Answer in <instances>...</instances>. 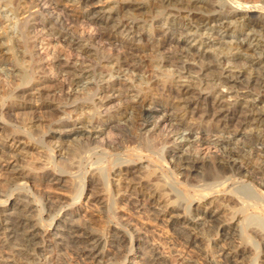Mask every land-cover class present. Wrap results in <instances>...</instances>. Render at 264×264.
Returning a JSON list of instances; mask_svg holds the SVG:
<instances>
[{
	"label": "bare ground",
	"instance_id": "bare-ground-1",
	"mask_svg": "<svg viewBox=\"0 0 264 264\" xmlns=\"http://www.w3.org/2000/svg\"><path fill=\"white\" fill-rule=\"evenodd\" d=\"M7 1L9 2L10 0ZM62 1L64 0H20L18 4L19 7L18 11H17V7L14 9L11 5H8L9 4L8 2L7 5H5L4 3H0V9L4 11L5 19L9 23V25L12 26L11 27L12 31H14L18 23H20L19 21H17V19L19 18L18 17L19 13L28 14L30 18H33L32 24L31 25L29 24L30 25L29 28L31 29V34L39 35L40 31H42V33L44 31L52 32V30L54 31L57 29V31H59L58 34H60L61 36V41L62 38H64V42L66 43L65 45H68V47H74V46L77 47V50L80 51V54L77 55L78 57H81L82 54L87 50V47L90 46H98L99 48L101 47L102 51L106 50L109 54L108 66L107 68H105V70H102L104 68L101 69L102 72L101 71L99 72V78H98L99 80L98 82L101 83L102 85L99 87L97 83L94 84L96 86L95 88H98V90L100 89L99 93L95 95L98 97V103L96 101V104L98 105L100 104L102 107H107L109 104H111V102H113L112 99H114L115 97L118 98L122 97L125 100V102H127L126 104L131 103V105L129 108H126L124 111L123 110L120 112L116 111L115 112L116 114L114 115L111 114L112 116L108 117L106 120L102 121L101 119L100 121L99 118L98 119L100 121L98 122L99 124L94 123L95 121L93 122H91L90 120L87 121L86 117H84V119H80L78 123L76 122L68 123V122L58 121L60 123L55 126L56 131L53 133V135L52 134L51 135H52V139H55V143L54 142L52 143L56 145V148L59 150V152L65 154L68 149L69 150L73 149L72 146L74 148L82 145L87 146L90 144L93 145L99 144L101 146H105L106 145V144L104 145L105 142H102L101 139L114 122L120 124L123 121L127 123L128 121L132 120V122L136 124L138 127V134L135 136V140L131 141L134 144V147L131 146L129 148L126 147L127 153L125 154V156L128 159L127 158L122 159L119 158L118 156L117 158H115V162L121 161L119 162V164H126V163L132 164L134 162L137 163V160L135 161L134 158L142 160L145 153L147 152L150 158H157V160L163 163L162 159L156 157L154 151L152 152L151 149L144 148V146L141 147V149H136L140 146L141 141H144L145 143L146 141L148 142L149 139L154 140L157 138L159 133L165 134L162 137L160 135V144L161 145L164 144L167 146L172 145L174 147L173 149L174 151L175 150H178V152L179 150L181 151L185 146L184 143L185 142L189 143L188 146L191 149L193 148L195 150V154L189 152V154H185L183 156L181 155L180 157L174 156L173 159L174 162L177 160L176 163L179 166L183 167L185 171H190V172L196 171L197 173H199L198 175H200L202 173L201 171H203L201 168L203 166L209 167V164L204 157H201L200 152H198L199 149L197 148L199 147L201 148L205 146L209 148L213 146L216 149L219 150L221 149L222 152H224V154L227 153V155L222 154L221 158L217 159L219 164L213 166L217 169L218 174H222V176L226 178L225 180H222L221 182L217 183L215 180L216 177H218V174L215 175L216 176L215 177L211 174V171H209V173H206L205 175L204 173L201 174V177L203 178L205 177L206 179V180L204 179L206 181L205 184L189 187L187 191L185 190L186 199L188 195H192L193 192H197L202 195H193V197H191L193 200H197V203H198V199L208 200V202L204 204L205 206L204 208L203 207L196 208V215L195 214L194 215L198 218L199 221L205 222L206 219H213L219 216L218 214L220 213L218 212V210H214V204L216 205L215 201L216 202L218 201V197L225 196L224 192H226V190L230 188V186H232L234 182H238V180L239 181L242 180L241 182L242 184L240 183L242 187L236 191L238 192L239 195L238 196L235 195L234 193L236 190L235 189L233 190L234 196L232 195H228V196L232 197L231 199H233L234 197L237 200V202L240 204V210L243 211L249 209L261 210L262 208L261 203L258 201H254L253 199L256 198V200H259L257 196H260V198L261 197L264 198V191L259 189V186L260 185L262 186V184H264V84L253 82L254 78L251 79L250 76L251 73L254 72L253 67L256 65L258 67L262 65L264 66V62L257 60L258 61L257 64L256 65L251 64V67L248 68L249 69L248 72L242 71V67H243L242 66L241 70L237 73L239 75L235 76L236 74H234V70H238L239 66H241L242 63L244 61H247L246 59L250 57L249 53L255 52L256 50V46L254 45V43L256 42L257 36L255 35V33L264 32V23L260 22L259 20L260 17L257 18L258 16H256V17L246 18L243 16L240 17L239 14L214 17L212 14L213 16L212 18L211 17L200 18L201 17L200 16L199 17L200 19L197 20L194 19L195 22L194 24H192L187 22L188 20L187 17L182 16L181 10H178V12L176 11L177 15L175 16H171L170 14L171 11L168 10L169 13L165 15L166 17L164 19L161 18L163 19V21L162 22L160 21L161 24L158 28L149 27V29L148 30L146 29L147 31L145 30L144 32L135 29L136 26L134 27L133 25L129 24L128 23L129 20L127 22H122L114 18L113 16L115 14L112 16L113 13L102 14L90 10L89 5L94 0H66L67 2H73V4H77L79 7H82L81 9H83L81 13H79L75 18H73L74 20L72 19L69 23H67V21H64L62 19L63 17L56 14L55 11H50L54 2H62ZM175 1L179 5H181L180 9L187 8L188 10L192 8L194 5L196 6L198 4L201 6V9L202 7L203 8L207 7L210 9L213 8L211 5H209L208 2L202 3L201 0L200 2L195 0L194 1L193 0H154L153 4L161 5L165 2L171 3ZM238 1L239 2L237 3L239 4L242 3L241 0ZM248 2L250 1L248 0ZM257 2L258 1H256L255 3ZM249 6L251 5L249 4ZM198 7L199 6H197V8ZM32 9H35L36 13H31ZM109 11H111L110 8ZM125 17L123 16V18ZM15 20L16 23H12ZM4 23L5 21H1L0 26L3 25ZM82 25L86 26L87 29L85 27L82 30V33L79 36H77V38L75 37L74 39V36H72L74 34L73 30L77 28V26L80 27ZM101 31H105V32H101ZM13 33H15V31ZM7 36L9 38V35ZM14 38H15L14 36H11L10 38L11 43L14 42L13 41ZM82 40H85L87 45L86 44L82 45ZM1 41L2 39L0 37V78L6 75V74L4 75L3 71L5 67L10 64L9 60L7 58H4V53L2 49L3 45ZM144 42L150 44L151 48L150 46L147 48L153 51L155 58L156 56L159 57L166 51L171 53L170 56L167 55L169 57H167L164 63L160 61L157 66L154 65L156 68L155 67L153 68L157 70H160L162 66L170 65L169 67L171 68L173 67L172 65L175 62L181 63L184 67L187 64L186 62H188L190 63L188 64L189 66L187 67L188 70H193L194 68L199 67L205 69V71L204 70L203 71L207 72V74L209 73L212 75L213 73V76L215 73L214 71L215 69L217 70L219 69L220 73L218 75L217 74L218 72H216L217 78H215L214 80H209L207 83L204 84V88H202L203 86H201V88H199L198 90H195L193 88L195 80L193 81L192 80L193 78H191V76L188 77H190L192 81L190 80V78H184L183 74L179 73L178 74L179 76L178 77L176 76L178 80L175 81V84L169 85L168 88L164 86L161 89L160 88L154 89L151 86L153 89L150 88L148 93L144 95L146 97L143 96L144 99L140 101L139 96H134V97L130 96V92H133L131 91V89L134 88H137L139 92H141L144 89H148L149 87L148 84L149 78L147 73L149 71V70L147 71L148 65H146V62L143 61L141 56L142 50L140 49V45L146 44ZM14 46H17L18 48V43L17 45L14 44ZM18 50H20V48ZM233 51L235 52L234 54L232 53ZM69 52H71V50ZM20 53L22 54L21 55L22 61H24L25 53L22 52ZM35 56L37 55L35 54ZM55 58L56 59L54 60L53 65L51 66H53V68L56 67L57 72L56 71L55 72L58 75L63 76V78L67 75L66 71L73 69V67H76L73 66L74 64H72L73 61L71 57L62 58L61 56L57 55V57ZM210 59H214V62L216 64L214 67H212L211 64L210 65L208 64ZM77 63L79 64V62ZM103 63H105V61ZM184 63L186 64L184 65ZM246 63L248 64V62ZM82 67H84V64ZM41 68L42 70H45L43 69L45 68V65H43V67H37V70H41ZM197 68L195 69L196 71ZM263 69L262 71H264ZM70 72H68V74L71 75ZM52 73L54 74V72ZM168 73L170 75H173L171 71H169ZM259 73L261 74L262 72L259 71ZM76 74L77 73L75 72L74 79L72 78L73 79L72 81L71 80L70 82L68 81L69 84L63 82L64 80L62 79L63 83H60L61 84L60 86L55 85L54 87L53 86L51 87V85L47 86L50 83L55 82L54 80H47V78H44V80L42 79L41 82L39 81V83L32 84L31 86L32 88L23 89L19 91L17 96H13L14 93H12L13 91L11 90V88H8L10 87L9 85L3 86V84L0 83V118L8 115V118L11 117L12 119V117L15 115L25 116L27 114L30 115L31 112L35 113L37 111L38 113L39 112L47 113L49 111L60 113L59 111H61V109L55 106L54 101L66 100L70 103L72 101V98H74L72 103H75V101L77 100L79 101L80 99L83 100V98L85 97H92L95 93L94 94L92 93V89L89 88V83L87 82L90 81L96 82V77L86 72L81 73L80 75H76ZM133 74H137L138 78H134ZM157 74L159 75V73ZM245 74L248 75L250 78H247ZM211 75L209 76L210 78L213 77V76L211 77ZM154 77L151 76L150 78H154ZM262 78L263 77L261 76V80ZM205 79L207 78L205 77ZM241 79H243L242 80L243 82L240 81ZM67 80L65 79V81ZM181 80L183 82H180ZM256 80L259 81V79ZM202 81L204 82V79ZM235 81H240V83L243 84L246 83L245 86L247 91L245 90L246 92L244 94L235 93V92L233 93L229 85L231 83L236 84ZM155 82L157 83V81ZM251 87L256 91H259L258 94L256 91H255L256 94H253L254 90H250ZM241 88H243V86ZM158 91H163L166 94H160V93L158 94ZM11 96L14 98L13 104L9 108L6 107L7 111H3L4 105L3 106L1 105V101L7 99L8 97L11 98ZM128 100L130 101L128 102ZM90 106H85L82 104L80 106V109L84 111L87 107L91 108ZM76 110L77 109H75V111ZM33 113L31 114L32 116L29 118V123L27 122L28 124L26 123V121L22 122L23 124L26 125V128L28 129L29 133H32V129L36 126L37 123H41V118L34 116ZM70 113L71 112H67L66 110H64L61 114L62 116H68V114L70 115ZM97 118L98 117H96L95 120H97ZM88 119H90V117ZM197 123L199 125L201 124L212 125V127L207 130L208 139L203 137V135L201 134L198 135L197 133H195L193 127L197 126ZM5 132H6V128L0 126V133H5ZM20 136H16L17 138L12 136L13 138L11 140L10 145H6V143L4 145L3 142L2 144H0V173L5 177L7 181L5 179L4 180L6 182L22 181L19 186L23 185L24 183L29 184L30 183L29 179H31L32 177L31 174L25 171L24 167H22L21 165L24 164L23 163L24 160H22L19 157V155L24 151L26 152L30 151L31 148L27 147L26 145H23ZM246 137H248L247 138L248 143L247 145L245 144L242 145L243 143L242 141L243 139H246ZM211 139H214V141H211ZM240 145H242V147L239 148ZM107 147L108 149L104 148V150H102L101 152L104 154L106 150L105 154H107L109 158L113 156L116 157V155L111 154V151L109 150L110 149L109 147H112V145L109 144L108 146L107 144ZM249 152H254L257 155L258 157L257 162H253L252 160H249V158L246 159L247 154ZM94 157H95V153L89 154L87 158V162L91 164ZM10 159H13V161L12 162L8 161ZM53 162L55 161L53 160ZM112 164H116V163L112 161ZM253 164H256L254 165L255 167L252 166ZM82 167L83 166H81V168ZM179 170L181 169L179 168ZM101 177L103 178L105 177L102 171H101ZM33 179L34 178H32V180ZM248 179L250 180V184L245 183L248 182ZM54 181H57L56 184L61 183V182L58 183L60 180H56V178L53 179L50 176H45L40 180V185L42 186L45 184L50 185L49 183H53ZM256 182L259 183L260 185L257 186L255 184ZM137 189L138 188H136V186L133 185L129 186V192L132 193L131 198H133L132 200L135 201L134 203L138 204L139 206L144 205L143 203L146 201L152 202L155 199V193H154L155 191L147 190L145 189V187L144 189L146 191L143 190L138 191ZM1 195L2 194H0V196ZM18 197L14 199V201L10 204L9 207H3L2 209H0V264H71L69 263V261L66 260L65 256L61 254L63 250L65 249L67 250L69 248H72V250H74L80 258H82L84 264H93L99 259L102 260L103 258H105L110 252V248H116L119 246L121 247L124 240L123 238L126 237V236L123 237L121 236V234L118 233L113 235V237H111L109 241L107 239L105 240L102 235H100L97 231H95V229H93V227L89 225L81 224L79 220H76L74 216L78 215L81 211L80 209L73 211L74 206L77 207V205L70 204L67 207L69 208V210H72L70 212H72L73 215L71 214L70 216H67L65 214L66 217L63 220H61V222L57 223L54 226L53 232L50 235L48 234L49 235L48 239L45 240L46 241L45 243H43L45 244L44 248L42 247L43 249L41 250L40 253H38L37 248L39 247V243H38L39 235L37 232L38 224L35 223V219H34L35 205L31 201L29 202L24 198H18ZM213 198L214 201L213 200L211 201V199ZM219 207L217 206V209ZM180 217H182V215ZM189 223L194 226V223H198V222L190 220ZM258 227L262 228L264 232V224L260 223L258 224ZM228 235L229 232L226 233V236ZM228 239L229 238H227V240ZM233 243L234 242L232 241L229 244V246H227V248L224 250V258L226 260L225 262H231L235 254L236 255L238 254V257L240 254L241 257V255H243L245 252V250L242 249L240 250L239 247H236L237 245L235 246V244ZM53 246L58 247V252H60L59 254L58 252L53 253V250L51 251V248L53 249ZM152 262L153 264H158L159 259L154 257Z\"/></svg>",
	"mask_w": 264,
	"mask_h": 264
},
{
	"label": "rangeland",
	"instance_id": "rangeland-1",
	"mask_svg": "<svg viewBox=\"0 0 264 264\" xmlns=\"http://www.w3.org/2000/svg\"><path fill=\"white\" fill-rule=\"evenodd\" d=\"M195 1L200 2V0H195ZM249 1L250 2H248V0L247 1L241 0L242 3L239 4L237 3L239 2L238 0H201L202 3L208 2L209 5H211L213 8L210 9L207 7L206 8L202 7L201 9V6L198 4L196 6L194 5L192 8L187 10V8L180 9L181 5H179L176 1H175L176 3L175 2H171V3L165 2L160 5V4H153L154 0H94L89 5V9L95 12L102 13V14L103 13L105 14L113 13L112 16L115 14L113 16L114 18L122 22H127L129 20L128 23L133 25L134 27L136 26L135 29L144 31V32L146 29L148 30L149 27L158 28L161 22L163 21V19L166 17L165 15L169 13V11H171L170 13L171 16H175L177 15L176 11L178 12V10H181L182 16L187 17L188 19L187 22L192 23V24H194L195 20L200 19V18H208V17L212 18L213 16L217 17V16H229V15H238V14L240 17L243 16L246 18L258 16L257 18L260 17L259 18L260 22L264 23V17H263L264 16V11H263L264 10V0H249ZM253 1L255 2L258 1V2L255 3ZM7 2H8L7 0H0V3H4L5 5L9 3L8 5H11L14 9L17 7V11L19 10L18 4L20 0L19 1L10 0L8 3ZM149 4L153 7H151ZM249 4L251 6H249ZM76 6L78 5L73 4V2H67L66 0H64L62 2H54L50 11H55L56 14L63 17L62 19L64 21H67V23H69L73 18H75L83 10L81 9L82 7H79V6L76 7ZM197 6L199 7L197 8ZM109 8L111 9V11H109ZM31 13H36V10L32 9ZM124 14L126 15V17ZM123 16L125 18H123ZM18 17H19L18 19L20 20L17 19V21H19L20 23H18L17 25L18 28L16 27L14 30L16 33L15 34L13 33L14 31L11 30L12 26L9 25V23L5 19L4 11L0 9V22L5 21V23L0 26V37L2 39L1 42L3 45L2 49L4 53V58H7L10 63L8 66L5 67L3 72H4V75L5 74L6 75L0 78V83H2L3 86L9 85L10 87L8 88H11V90L13 91L12 92L14 93L13 96H17L18 92L23 89L32 88L31 87L32 84L39 83V81L41 82L42 79L44 80V78H47V80H54L55 82L47 85V86L51 85V87L52 86L54 87L55 85L60 86L61 85L60 83H63V82H65L66 84L67 83L69 84L70 80L72 81L74 79L75 72L77 73L76 75H80L81 73L86 72L96 77V82L94 81L87 82L89 83V88L92 89V93L93 94L95 93L92 97H85L83 98V100L80 99L79 101L78 100L75 101V103H72L74 98H72V101L70 103L66 100L54 101L55 106L61 109V111H59L60 113H55V112H50V111L47 113L46 112L38 113L37 111L35 112L36 114L31 112L30 115L27 114L25 116L15 115L12 117V119L11 117L8 118V115L0 118V126H3L6 128L5 133H0V144H2L3 142L4 145L5 143L6 145H10L13 137L21 135L20 137H21L23 145H26L27 147L31 148L30 151L28 152L24 151L23 153H21L19 157L22 160H24L23 162L24 164H21L22 167H24L25 171H27L32 176L31 179H29V182H30L29 184L24 183L23 185L19 186L22 181L21 182H18V181L17 182H12V181L6 182L7 180L5 179V177L1 175L0 173V176H1L0 177V192H1L0 194H2L0 196V209H2L3 207H9L10 204L14 201V199H16L18 196H20L18 198H24L28 200L29 202L30 201L33 202V204L35 205L34 206V210H35L34 219H35V223L38 224L37 232L39 235V238H38L39 247L37 248V252L40 253L41 250L44 248L45 244L43 243L46 242L45 240H47L49 235L53 232L54 226L57 223L61 222V220H63L66 217V215L70 216L72 214V212H70L72 210H69L67 206L70 204H75L77 205V207L74 206L73 211L77 209L78 210L80 209L81 211L78 215L74 216L76 220H79L81 224L89 225L93 227V229H95V231H97L100 235H102L105 240L107 239L109 241L111 237H113V235L118 234V233L121 234V236L123 237L126 236L125 238H123L124 240H123L121 247L120 246L116 248L109 247L110 252L108 253V255L102 260L99 259L93 264H153L152 260L154 259V257L159 259L158 264H264V238H263L264 232L262 228L258 227V224L260 223L264 224V198L263 197H261L263 198L261 199L260 196H257L259 200H256V198L253 199L254 201H258L261 203L262 205L261 210L260 209L258 210L249 209V210H244V211L240 210V204L237 202V200L234 197L233 199H231L232 197L228 196V195L234 196V193L236 196L239 195L238 192L236 191L242 187V185H240L242 180L240 181L238 180V182H234L232 186H230V188L227 189L228 191L226 190V192H224L225 196H220L218 197V201L217 202L215 201L218 207L220 205L219 207L220 209L219 208L217 209V206L214 204V210H218V212L220 213L218 214L219 216L213 219H206L207 221L205 220V222L199 221L195 215H196V208L198 207L204 208L205 207L204 204H206L208 200L198 199V203H197V200H193L191 198L193 197V195H202L197 192H193L192 195L187 196V199L185 198V190L187 191L189 187H194L197 185L205 184L206 179L205 177L204 178L201 177V174L204 173L205 175L206 173H209V171H211V174L213 176L218 174L217 169L213 166L219 164L217 159H220L221 155L224 154V152H222L221 149L220 150L216 149L213 146L209 148L206 146L197 148L199 149L198 152H200L201 157H204L209 164V167L203 166L201 168L203 170L201 171L202 173L198 175L199 173H197L196 171H191V172L185 171L183 167L179 166L176 163L177 160L174 162V159H173L174 156L180 157L181 155L183 156L185 154H189V152H192V154H195V150L193 148L191 149L188 146L189 143L185 142L184 143L185 146L183 147L181 151L180 150L179 152L178 150L174 151L173 150L174 147L172 145H168L169 146L168 147L167 145L160 144V135L162 137L165 134L159 133L157 138L154 140L149 139L148 142L146 141L145 143L144 141H141L140 146L136 149H141V147L143 146L144 148L151 149L152 152L154 151V154L156 157H159L162 159L163 163L157 160V158H150L147 152L144 155L145 158L143 157L142 160L134 158L135 161L137 160V163L134 162L132 164H129V163L119 164V162L121 161L115 162V158H117V156L122 159L127 158L125 156V154L127 153L126 152L127 148H129L130 146L134 147V144L131 141H134L135 136L138 134L137 125L134 124L132 120H130L127 123H125V121H123L120 124L114 122L111 125V127L106 131V134H104V136L101 139L102 142H105L104 145L106 144L105 145L106 147L101 146L99 144H94V145L90 144L87 146L82 145L76 148L72 146L73 149L72 150L68 149L65 154L64 153L62 154L61 152H59V150L56 148V145L54 144L55 139H52V135L56 131L55 126L58 125L60 122L78 123L80 119H84V117H86L87 121L89 120L91 122L95 121L94 123L99 124L98 122H100L101 119L102 121L106 120L108 117L116 114L115 113L116 111L117 112L118 111L120 112L122 110L124 111L126 108L130 107L131 103L126 104L127 102H125V100L122 97H119V98L115 97L114 99H112L113 102H111V104H109L107 107H102L100 104L99 105L96 104V101L98 103V97L95 95L99 93L100 89L98 90V88H95L96 86L94 84L97 83L99 87L102 85L101 83L98 82L99 81L98 78H99V72L101 71V69L104 68L102 70H105V68H107L108 66L109 54L106 50L102 51L101 47L99 48L98 46H90V47H87V50L82 54L81 57H78L77 55L80 54V51L77 50V47L75 46L68 47V45H65L66 43L64 42V38H62V41H61V36L60 34H58L59 31H57V29L54 31L52 30V32L44 31L42 33V31H40L39 35H34V34H31V29L29 28L33 22V18H30L28 14H21V13L18 14ZM12 23H16V20L13 21ZM85 27L86 26H83V25L80 27L77 26V28L73 30L74 34L72 36H74V39L75 37L77 38V36H79L82 33V30ZM101 32H105V31H101ZM7 35H9V38ZM10 35L15 37L13 40L14 41L13 43H11L10 41V38H11ZM255 35L257 36L256 42L254 43V45L256 46V50L255 52L249 53L250 57L246 59L247 61H244L245 63L243 62L242 65L239 66L238 70H234V74H236L235 76L239 75L237 73L241 70L242 66H243L242 71L248 72L249 71L248 68L251 67V64L256 65L258 61L264 62V46H263L264 45V32L262 33L256 32ZM17 43H18V48L17 46H14V44L17 45ZM144 43L148 45L146 44L140 45V49L142 50V54L145 56L144 57L141 54L142 59L144 62H146V65H148L147 71L148 70L149 71L148 72L146 71V72L148 73L149 87L148 89H144L141 92H139L137 88H134V89H131V91H133L134 93L130 92V96H133V97L139 96L140 101L144 99V97H146L144 95L148 93L150 88L151 89L153 88L161 89L164 86L168 88L169 85L175 84V81L178 80L177 77L179 76L178 75L179 73L183 74L184 78H190L188 76H191V78H193L192 80L193 81L195 80L194 87H193L195 90H198L199 88H201V86H203L202 88H204L205 83H207L209 80H214L215 78H217L216 72H218L217 73L218 75L220 73L219 69L218 70L215 69L214 76H213V73L212 75L208 73L209 74L208 75L207 72H204L205 69H202L199 67L198 68L196 67L197 71L195 70L196 68H194L193 70H188L187 67L189 66L188 64H190L188 62H186L187 64L184 63V65L186 64L184 67L181 63L175 62L172 65L173 67L171 68L169 67L170 66L169 65V66H162L160 70H157L155 69L156 68L155 66H157L160 61L164 63V61L167 59V57L170 56L171 53L166 51L159 57L156 56L155 58L153 51L147 48L150 46V44L147 42H144ZM85 44H86V41L82 40V45H85ZM19 48L20 50H18ZM69 49L71 50V52H69L70 51ZM20 52L25 53L24 61H22V56H21L22 54ZM104 52H106L108 55ZM232 53L234 54L235 52L233 51ZM35 54L37 56H35ZM57 55L61 56L62 58L71 57L72 61L74 62V63L72 62V64H74L73 66H76V67H73V69L66 71L67 75L64 78L63 76L58 75L56 73L57 72L56 67L53 68V66H51L53 65L54 60L56 59L55 57H57ZM76 61L79 62V64ZM104 61L105 63H103ZM246 62H248V64ZM75 64H78V65H75ZM83 64H84V67H82ZM208 64L209 65L211 64L212 67L216 65L214 62V59H210ZM244 64L246 65V67ZM43 65H45V68H43L45 70H42V68H41L42 71L37 70V67H43ZM149 66L152 68H150ZM244 67L246 70L244 69ZM263 67H264L263 65L259 67L256 65L253 67L254 72L252 71L253 73H251V76H250L251 79L254 78L253 82L264 84L263 83L264 71H262ZM82 69H85V70H82ZM155 71L159 73V75ZM169 71H171L173 75H170L168 73ZM259 71L262 73L260 74ZM52 72H54V74ZM68 72H70L71 75L68 74ZM133 75H134V78H138L137 74H133ZM202 75L203 76L205 75V76L203 77ZM210 75L211 77L212 76L213 77L210 78L209 77ZM151 76L152 77L155 76V77L150 78ZM245 76L247 78H250L246 74ZM261 76L263 77L262 78L263 81L261 80ZM205 77L207 79H205ZM65 79L66 80L68 79V80L65 81ZM203 79H204V82L202 81ZM256 79H259V81H257ZM242 80L243 79H241L240 81L243 82ZM155 81H157V83ZM240 81H235L236 84L231 83L229 85L233 93L235 92V93L244 94L247 91L246 86H245L246 83L243 84V83H240ZM180 82H183V81L181 80ZM196 82L199 85V87L196 84ZM195 86L197 87V89ZM242 86L243 88H241ZM250 90H254L253 94H256L255 89L251 87ZM256 92L258 94L259 91H256ZM159 93L166 94L163 91H158V94ZM9 97L1 101V105L2 106L4 105L3 111H7V108H9L13 104L14 98L12 96L11 98ZM129 101L130 100H128V102ZM82 104L85 106L92 105L90 107L91 108L93 107L94 110L93 108L91 109L87 107L84 111H82L80 109V106ZM75 109L77 110L75 111ZM105 109L107 112L105 111ZM64 110H66L67 112H71L70 115L68 114V116H62L61 113ZM32 113L34 116L41 118V123H37L36 126L32 129V133H29L28 129L26 128V125L23 124L22 122L26 121V123L27 122L29 123V118L32 116L31 115ZM80 113L82 114V116ZM89 117L90 119H88ZM96 117H98L97 120H95ZM206 125L205 124L199 125L197 123V126L193 127V129L195 133H197L198 135L201 134L203 135V137L208 139L207 130L210 129L212 125H208V124ZM248 137H246V139ZM246 139H243L242 145L243 144L247 145L248 139L247 140ZM211 141H214V139H211ZM107 144L108 146L109 144L112 145L113 149L112 147H109L110 148L109 150L111 151V154L116 155V157L113 156L109 158L108 155L105 154L106 150L104 154L101 152L102 150H104V148L108 149ZM242 145H240L239 148L242 147ZM92 153H95V157L93 158V161H92L93 164L92 163L89 164L87 162V158L89 154H92ZM248 154H247L246 159L249 158V160H252L253 162H257L258 157L254 152H249ZM224 155H227V153H225ZM163 156H165L166 158ZM53 160L55 162H53ZM8 161L12 162L13 159H10ZM112 161L116 164H112ZM139 163H142V164H139ZM2 164H5V163H2ZM254 165L256 164H253L252 166ZM81 166L83 167L81 168ZM179 168L181 170H179ZM101 171L105 175L104 178L101 177ZM45 176H50L53 179L56 178V180H60L58 183L60 182L61 183L56 184L57 181H54L53 183H49L50 185L45 184L42 186L40 185V180ZM223 177L224 176H222V174H218V177H216L215 181L219 183L222 180H225L226 178L225 177L223 178ZM32 178H34L35 180L34 179L32 180ZM245 183L250 184V180L248 179V182H245ZM255 184L257 186L260 185L257 182ZM132 185L136 186V188H138L137 189L138 191L139 190L146 191L145 189L150 187L147 190L155 191L154 192L155 199L152 202L150 201L144 202L143 203L144 205L142 206H139L138 204L134 203L135 201L132 200L133 198H131L132 193L129 192V186H132ZM126 188L128 189V191ZM259 189L264 191V184H262V186L260 185ZM233 190H235L234 193H233ZM212 200L214 201V198L211 199V201ZM224 209L228 211H225ZM181 215L182 217H180ZM190 220L191 221L193 220L198 223H194V226H193L192 224L189 223ZM121 232H124L125 234ZM227 232H229L228 236H226ZM227 238L229 239L227 240ZM232 241L234 242L233 244H235V246L237 245L236 247H239L240 250L241 249L245 250V252L243 255H241V257H240V254H239V257H238V254L237 255L235 254L231 262H225L226 260L224 258V250L227 248V246H229V244ZM52 250H53V253H57L58 247L53 246V249L51 248V251ZM59 253L60 252H58V254ZM61 254L64 255L66 260L69 261V263L71 264H84L82 258H80L76 254V252L72 250V248L63 250Z\"/></svg>",
	"mask_w": 264,
	"mask_h": 264
}]
</instances>
